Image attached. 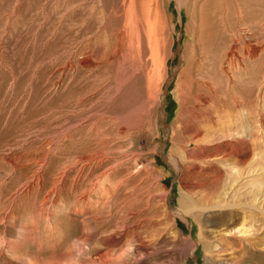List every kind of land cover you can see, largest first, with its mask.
Wrapping results in <instances>:
<instances>
[{
	"label": "rangeland",
	"instance_id": "374dc122",
	"mask_svg": "<svg viewBox=\"0 0 264 264\" xmlns=\"http://www.w3.org/2000/svg\"><path fill=\"white\" fill-rule=\"evenodd\" d=\"M258 1L179 7L160 0L167 65L158 86H149L145 37L141 65L130 57L120 71L122 0H0V264H264V233L255 230L264 225V193L255 228L243 233L256 248L261 243V253L246 242L214 240L210 231L218 233L228 216L196 209L184 218L177 210L186 195L197 206L216 203L222 184L243 170L232 187L248 199L256 170H247L264 166L261 136L247 145L201 140L212 125L211 104L228 103L220 93L232 72L221 65L225 51L240 43L244 22H264ZM255 31L261 40L262 29ZM244 67L252 73L255 63ZM230 85L244 94L239 82ZM222 156L238 170L214 160ZM187 237L197 243L189 255L181 249Z\"/></svg>",
	"mask_w": 264,
	"mask_h": 264
},
{
	"label": "bare ground",
	"instance_id": "6f19581e",
	"mask_svg": "<svg viewBox=\"0 0 264 264\" xmlns=\"http://www.w3.org/2000/svg\"><path fill=\"white\" fill-rule=\"evenodd\" d=\"M262 2H263L262 4H264V0H262ZM176 3L177 6L179 7H182L184 5L187 6L189 5L190 0H176ZM256 4H257L256 2L253 3L251 2L250 6H248L249 5L248 3L247 7H250L249 9H252ZM244 8L246 7L244 6ZM242 9L238 13V15L240 19L245 18L243 20L244 22L246 21V16H247L245 10L247 9H245L244 11ZM122 11L125 19L124 21L125 27L124 29L118 30L116 32V35L119 42L118 46L120 48L123 45H126L124 41V37H127V46H126L127 49H126V53L124 52L125 53L123 56L124 61H123V65H120V71L121 72L125 71L126 67H129L131 65L130 57L134 60L137 57L136 60L139 61L138 65H141L140 52H142V50L140 45H141V38L145 37L147 39V49L150 55L149 56L150 68L149 69L146 68L148 69L146 71V76L148 77L147 81L149 83V86L150 85L158 86L157 82L163 79L162 77L164 76L165 68L167 65V56H166L167 43H166V37H164V35L166 34L165 32H166L167 22L162 17L161 2L160 0H128L126 3V0H122ZM251 11L257 12L256 7ZM252 15H255V13ZM256 15L259 14L256 13ZM119 16L121 15L119 14ZM256 21L258 23H261V21L259 20ZM262 21H264V19ZM246 24H249L247 25L248 27L245 26ZM253 24L246 22L243 23L242 28L239 29L242 35V39L240 43L239 41L238 42L234 41L223 55L221 65L224 67L226 71L229 70L232 71L230 73L231 76L229 75L227 76L228 87L224 88L223 91H220L221 95L226 97L225 99L228 100V103L224 104L225 102L224 100V101L216 102V104H214L213 106L211 104L210 110L208 112V116H209V120L212 122V125L205 127L206 129L203 132L204 138L201 139L202 141L206 140L211 143L212 142L216 143L217 145L220 146L228 143L247 145L249 144V142H251L252 139L257 138L258 136L259 137L261 136V138L264 139V60H263L264 57H261L264 56V22H262L263 27L262 26L258 27L257 25H256L257 27H254L255 25L253 26ZM255 29H259V30L262 29L261 37L263 39L262 38L261 40L258 39L257 36L259 35V31L256 32ZM142 33H144V36H141ZM170 45H168L169 49H171ZM236 49L239 50V53L236 52ZM190 55L191 56L189 57V62L192 65L197 58L196 53L194 52L193 45H192V52ZM246 61L249 62L251 61L255 63V68L252 71V73L249 72L250 70L248 71V68L246 70V68L244 67ZM81 63H89L88 58L83 60ZM184 74L185 72L181 71L180 77L178 79L177 94L179 98L181 97V93H182L180 86H181V82L184 79ZM231 81L239 82L244 89V94L242 91L238 92L234 87H231L230 85ZM245 83L248 84L246 85ZM200 102H202V99H200L197 102V104L198 103L200 104ZM137 109L140 112L141 110L144 111L145 109L144 104H140V106L137 107ZM228 112H232V113L230 114ZM221 113L227 115H223L222 117L220 115ZM254 148L255 147H253V149ZM221 158H223L225 162H222L220 160ZM221 158H217L214 160H219L218 162L222 163L224 167L230 166L231 170H238L237 165L234 162L233 163H231V161L228 162L227 159H225L223 156ZM240 160L237 159L236 162L239 163L238 161ZM254 170L256 171L252 175H250L252 176V178L249 176L250 181H252L250 187L252 186L254 189L249 191L250 195L248 199L247 197L244 200L239 199L238 195L235 193L236 190L235 189L233 190L234 187H232L233 182H235L242 174H244V170H243L238 173V176L228 177L230 178L229 183L222 184L221 194L218 195L216 203L212 205L202 204L200 206H197L194 204L195 202H193L192 199H190L189 196L186 195L185 199L180 201V207L177 210L179 211L180 214L183 215L182 217L184 218L189 217L190 215L194 217L195 216L194 211L196 209L200 213L209 212L211 216H220V217L228 216V218H226L224 221L225 223L221 225L223 227L219 229L218 233H216V231L211 228L212 231H210V233L214 234V240L217 241L219 238L220 240H224L226 238L229 239L230 241L238 240L239 244L241 242L243 243L246 242L248 244V247H250L249 250L250 252L255 253V251H259L261 253V250L264 249V246H261V248L263 249L258 248L261 245V243L257 244L258 247L256 248V244H253L254 240H252L249 236L248 237L243 236V233H246L247 231L255 228L253 222L254 218L256 219L255 214L257 213L261 216L263 211V205L260 203L259 198L264 193V171H263L264 166L251 167L247 170V173L252 172ZM236 184H238V182ZM226 195L230 197V200L226 199ZM250 218L253 224H249L245 228L242 227L245 225L246 220ZM257 223H262V222L257 221ZM212 225L214 224L209 223V226L212 227ZM255 230L257 232L264 233V225L263 227L262 226L257 227ZM204 234H205L204 228L203 226H200V232H199L200 239L204 237ZM184 239H185L184 244H182L181 249L187 255L192 254L194 251V247L196 248L197 246L196 241H193L192 239H190V237ZM205 240L206 241H203L204 247L208 248V245L211 244L212 241L207 239ZM230 244H234V243L231 242ZM234 246H237V244H234ZM212 247L214 248L215 251L214 256L216 257L218 255V252H220V247H218L217 243L212 244ZM243 249L245 251H248L247 246H244ZM20 259L21 261H23L24 264H29L27 260H25L24 258H20ZM219 263L220 264H241V263L251 264L250 262H247V260H245V262L242 261L239 262L238 260L232 261L231 259H226L220 261ZM205 264H207V261L205 262Z\"/></svg>",
	"mask_w": 264,
	"mask_h": 264
},
{
	"label": "clouds",
	"instance_id": "9594fccd",
	"mask_svg": "<svg viewBox=\"0 0 264 264\" xmlns=\"http://www.w3.org/2000/svg\"><path fill=\"white\" fill-rule=\"evenodd\" d=\"M29 264H30V262H29Z\"/></svg>",
	"mask_w": 264,
	"mask_h": 264
}]
</instances>
